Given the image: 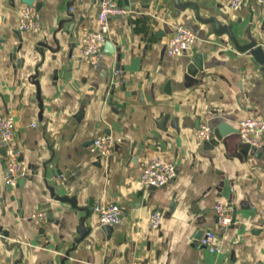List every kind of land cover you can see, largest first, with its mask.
<instances>
[{
	"label": "crops",
	"instance_id": "1",
	"mask_svg": "<svg viewBox=\"0 0 264 264\" xmlns=\"http://www.w3.org/2000/svg\"><path fill=\"white\" fill-rule=\"evenodd\" d=\"M99 0H34L41 27H17L22 0H0V116L11 115L15 142L28 166L16 186L4 182L0 147V264H264L260 210L264 207V150L240 154L238 122L264 116L262 66L210 17L230 26L239 44L256 39L264 50V4L237 9L228 0L180 12L174 0H116L125 12L109 18L97 68L78 60L80 37L96 26ZM178 24L194 34L192 48L170 57L165 45ZM200 56L196 81L187 65ZM119 69L123 82L111 86ZM223 125L221 141L206 148L201 124ZM111 134L109 157L90 150ZM172 160L176 176L159 188L139 183L141 163ZM75 198L76 207L53 196ZM234 207V221L218 229L213 205ZM121 207L118 224L103 226L97 206ZM47 208L52 221L34 224L30 213ZM80 208H88L85 212ZM163 216L158 227L149 214ZM89 233L80 241L81 217ZM216 233L218 251L201 244Z\"/></svg>",
	"mask_w": 264,
	"mask_h": 264
},
{
	"label": "built area",
	"instance_id": "2",
	"mask_svg": "<svg viewBox=\"0 0 264 264\" xmlns=\"http://www.w3.org/2000/svg\"><path fill=\"white\" fill-rule=\"evenodd\" d=\"M246 0H228L231 9L242 6ZM264 4V0H255ZM125 12L124 8L116 3V0H99L96 14L95 28L86 31L79 39L77 52L78 60L97 68L104 54L103 46L107 42L109 18L120 16ZM17 27L20 31L36 33L40 30L41 19L35 4L24 5L18 16ZM195 36L185 25L178 24L174 27L169 37L165 52L170 57L184 54L192 48ZM123 82L119 69H114L111 75V86L114 88ZM238 138L241 144H247L252 148L264 150V116H248L238 122ZM15 124L11 115L0 116V147L4 150L3 171L4 182L8 187L16 186L19 180L28 174V166L21 157V150L15 142ZM197 138L204 142L212 138V129L205 123L201 124L196 131ZM115 144V138L111 134L96 136L92 139L90 150L102 157H109ZM177 173L175 163L162 156H154L141 163L139 183L144 189L159 188L172 180ZM99 222L103 226H111L121 221L122 209L119 205L110 203L105 206H97ZM218 229L222 230L234 221L235 211L232 204L225 199H219L213 205ZM46 211L37 209L30 213L31 221L40 225L46 220ZM162 212L153 210L148 217V225L151 228L159 226ZM260 229L264 239V207L260 210ZM216 233L212 230L204 232L201 244L209 251H218ZM133 264H140L135 262Z\"/></svg>",
	"mask_w": 264,
	"mask_h": 264
},
{
	"label": "water",
	"instance_id": "3",
	"mask_svg": "<svg viewBox=\"0 0 264 264\" xmlns=\"http://www.w3.org/2000/svg\"><path fill=\"white\" fill-rule=\"evenodd\" d=\"M22 2L26 5H31V4H35V7L37 8V10L40 8V3L35 2L34 0H22ZM174 3L177 7V11L180 12L181 10L185 9L188 6H193V8L195 9V13L196 16L198 15L197 12V4H195L194 2H184V3H179V0H174ZM203 21L206 22H213L214 26H215V32L217 33H227L231 39V41L235 44V46L237 47L238 50L240 51H246L247 53H249L256 64L261 65L262 66V71H263V76H264V50L261 47V45L258 44V42L256 41L255 38H253L251 35H249V41L245 44H239L237 38L235 37V35L233 34V31L231 29L230 26H226V25H222L220 24V22H218L215 18L210 17L208 19H205ZM108 41V40H107ZM107 42H105L104 45H106ZM202 63H201V58L200 56H196L186 67V72H185V80L186 81H196V74L198 73V71L202 70ZM226 133H224L223 131V125H217L216 128H214L213 130V137L208 140L205 141L203 144L206 148H213L214 146H216L222 139V136L225 135ZM239 153L240 154H250V155H255L258 156L260 153H262L261 150L255 149L250 147L247 144H242V146L239 149ZM53 191H51L52 193ZM53 194V193H52ZM53 196H55L53 194ZM55 198L59 201H66L69 202L73 205V207H76V200L75 198H69L67 196H55ZM81 211L85 212V216L88 214L89 209L88 208H80ZM47 220L48 221H52V213L51 211L47 208ZM84 220L85 217H81L79 220V224L77 227V232H78V238L76 239V241H80L81 239H83L90 231L89 227L84 226ZM64 263V260H61V264Z\"/></svg>",
	"mask_w": 264,
	"mask_h": 264
}]
</instances>
